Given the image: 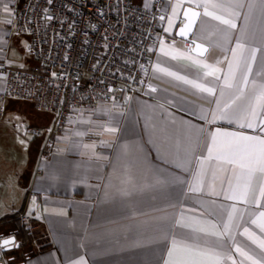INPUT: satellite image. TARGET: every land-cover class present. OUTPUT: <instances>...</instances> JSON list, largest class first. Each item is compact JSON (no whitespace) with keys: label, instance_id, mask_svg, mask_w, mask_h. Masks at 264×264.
Wrapping results in <instances>:
<instances>
[{"label":"crops","instance_id":"1","mask_svg":"<svg viewBox=\"0 0 264 264\" xmlns=\"http://www.w3.org/2000/svg\"><path fill=\"white\" fill-rule=\"evenodd\" d=\"M215 2L220 6L208 7L212 16H204V8L187 0H164L169 14L165 33L172 41H163L154 58L152 88L157 91L135 96L125 109L101 106L77 117L50 158L40 157L41 140L30 164L35 138L21 127L23 134H17L16 123L21 126L26 121L15 114L7 120L3 109L10 100L0 103V219L25 204L22 219L35 238L27 250L17 251L19 262L76 264L83 258L85 264H177L192 256L185 245L192 246L193 241L181 234L203 229L197 235L205 237L229 223L235 241L247 244L245 252L264 264V259L253 255L261 251L258 244L249 239L252 235L264 239L259 227L264 224L259 216L264 211L261 146L238 139L240 134L261 137L264 133L256 127V118L251 119L252 128L241 127L246 123L243 118L214 119L225 105L237 111L245 97H251L253 81L264 83L258 74L264 66V11L250 10L249 0H242L244 7L229 6L235 0ZM186 6L201 10L193 37L208 46L203 56L176 36ZM213 16L231 20L236 28L229 29ZM0 17H4L1 8ZM27 45L26 36L0 20V68L35 67ZM161 48L169 55L164 56ZM245 61L252 71L247 73L249 83L242 85ZM197 62L211 67H197ZM158 63L188 79L199 74L198 82L214 86L215 95L157 73ZM230 63L235 72V78L229 79L231 88L225 83ZM213 69L219 80L204 75ZM5 87L0 79V90ZM241 87L243 96L237 100ZM253 219L257 223H251ZM245 227L249 233L242 235ZM216 254L224 255L221 249ZM230 254L235 264H252L234 246ZM195 259L214 264L216 257ZM233 260L221 258L220 264Z\"/></svg>","mask_w":264,"mask_h":264},{"label":"built area","instance_id":"2","mask_svg":"<svg viewBox=\"0 0 264 264\" xmlns=\"http://www.w3.org/2000/svg\"><path fill=\"white\" fill-rule=\"evenodd\" d=\"M163 6L164 0H0L4 25L28 38L36 62L0 68L6 83L0 103L28 101L52 115L44 128L21 124L25 134L42 138L41 158L55 153L82 114L101 106L125 109L135 96L150 95L157 50L172 41Z\"/></svg>","mask_w":264,"mask_h":264},{"label":"snow or ice","instance_id":"3","mask_svg":"<svg viewBox=\"0 0 264 264\" xmlns=\"http://www.w3.org/2000/svg\"><path fill=\"white\" fill-rule=\"evenodd\" d=\"M187 3L190 5H195V7L204 8L205 11L203 13L204 16H212V13L207 11L208 7H219L220 5L215 2V0H187ZM229 6H235V7H244L245 4L242 2V0H235L234 4H230ZM247 7L250 10H253L257 7H259L262 11H264V0H259V4L255 3L254 0H249ZM5 11H7V6L5 5ZM201 16L200 12H197L194 10L193 7H188L184 10V17L187 20V23L179 29V35L181 37H186L189 32L192 31V26L196 24V17ZM165 17L161 16L160 20H164ZM213 19L220 20L221 23L228 25L229 29H235L236 25L229 19H222L220 16H213ZM171 23V21H169ZM8 23H11V21H8ZM165 31H168L165 29ZM163 43V41H161ZM191 44H195V48L191 49L190 51H196L202 48V45L196 44L195 40H192L190 42ZM237 47H240L239 43L237 44ZM161 51L163 52L164 56H168V52H164L163 48H161ZM201 56L203 55V52L199 53ZM233 54L235 55V50H233ZM173 60L178 59L176 56L172 57ZM251 59H255V56L251 57ZM197 67H203L205 69L210 68V65L207 64H200L197 62L195 64ZM236 67L238 68L239 65L237 64ZM155 71L157 73H163L166 76L172 77L175 80L182 81L184 84L191 85L193 88L198 89L202 93H208L209 95H215L216 89L214 86H207L205 84L199 83V74H197V79H188L186 75H180L178 71H172L169 68L161 67L158 63L155 66ZM252 68L248 61H245V68H244V76L242 78V85H247L249 83L247 79V73L251 72ZM261 76V79L264 80V66H261L260 72L258 73ZM55 75V74H53ZM205 76H215L216 80H219V76H216V70H210L204 72ZM235 78V72L233 71L232 64H229V73L225 76V83L229 88L232 87V84L229 83V79ZM253 92L251 97H245V103L237 110V111H229L228 105H225L223 108L220 109L219 116H215L214 119H226V118H232L235 120L238 119H245L246 123L242 124L241 127H248L252 128L253 124L251 122L252 118L257 119L256 127L259 129L260 132L264 133V83H260L259 85L255 84V81H253ZM152 92H156L157 89L151 88ZM241 95L237 96L236 99L240 100L241 96H243V89L240 88ZM100 127H103L102 125ZM104 131L109 133H115V128H105ZM219 131V129L217 130ZM84 133L77 132L76 135L80 136ZM233 137H236V133L231 134ZM239 140L244 141H256L261 147H260V153L258 157V164H259V170L264 173V136L256 137V136H246L243 134H240L238 137ZM84 147H91L88 145H85ZM261 195H264V189L261 190ZM260 217H264V211L259 212ZM231 215L229 216V220H231ZM179 223V222H178ZM251 223L255 224L257 221L253 219ZM182 227H190V225H182ZM260 231L262 234H264V224L259 225ZM199 231H203V229L196 230L194 229L191 233L187 234H181L182 238L184 239H191L193 241L192 246L185 245L187 250L192 253V256L183 261V262H177V264H201L200 261L196 260V256H215L216 259L214 261V264H220L221 258L226 260H233V257L230 254V249L234 246L235 251L239 252L241 256L245 257L247 260H251L252 264H259V261L254 259L253 256H249L247 252H245V248H248V245L243 242H236L235 237L230 235V224L225 223L223 227L220 230L213 231L211 233H208L205 237H200L197 235ZM249 233V229L247 227L244 228V232L242 235H247ZM208 236L215 237L214 240L208 239ZM228 237L229 240L232 243H229L224 238ZM249 239H252L253 243H257L259 246V249L261 251L254 252L253 255L259 256L261 259H264V239L256 238L254 235L249 236ZM9 246L12 247H18V245L15 244L14 239H2L0 238V250H3L4 248H8ZM216 249H221L224 253L223 257L216 254ZM251 251V249H249ZM76 264H85V261L83 258H81L79 261L76 262ZM233 264H235V261L233 260ZM241 264H243V261H241Z\"/></svg>","mask_w":264,"mask_h":264},{"label":"trees","instance_id":"4","mask_svg":"<svg viewBox=\"0 0 264 264\" xmlns=\"http://www.w3.org/2000/svg\"><path fill=\"white\" fill-rule=\"evenodd\" d=\"M4 117L9 114H15L23 117L24 121L29 123L33 127L44 128L51 124L52 115L39 111L34 103L21 100H10L7 106L4 108ZM42 138H35L32 142V148L30 149V164L35 160V156L40 145ZM25 204L22 209L16 213L7 215L0 219V229H8L10 233L16 235L18 241L21 242L20 250L26 249L30 246L35 238L29 233V229L26 227L22 215L24 213ZM18 250L11 253L14 260H18Z\"/></svg>","mask_w":264,"mask_h":264},{"label":"water","instance_id":"5","mask_svg":"<svg viewBox=\"0 0 264 264\" xmlns=\"http://www.w3.org/2000/svg\"><path fill=\"white\" fill-rule=\"evenodd\" d=\"M188 7H193V6H186V8ZM195 11L197 12H200L201 13V10L193 7ZM184 9V10H185ZM182 18L184 19V23L178 27L177 31H176V36L182 40H186L188 42H191L192 40H195L196 44H200L202 45V48L199 49V50H196V51H193L195 54H198L200 55L199 53L200 52H203V55L204 53L208 50V46L202 42H199L197 41L193 36H194V33H195V30H196V27H197V24H198V21H199V17H196V24H194L192 26V31L188 33V35L186 37H181L178 33H179V29L181 27H183L186 23H187V20L185 19L184 17V11H183V14H182ZM194 45V48H195V44ZM193 48V49H194ZM202 55V56H203ZM201 56V55H200ZM0 238L2 239H14L15 241V244L18 245V247H12V246H9L8 248H4L3 250H0V264H24V262H16V260H14L11 256V253L14 252L15 250H19L21 248V242L17 240V237L16 235L14 234H11V233H8L6 230L4 229H0Z\"/></svg>","mask_w":264,"mask_h":264},{"label":"rangeland","instance_id":"6","mask_svg":"<svg viewBox=\"0 0 264 264\" xmlns=\"http://www.w3.org/2000/svg\"><path fill=\"white\" fill-rule=\"evenodd\" d=\"M1 17H2V16H1ZM1 17H0V20H1V22H3V19H1ZM6 30H8V29H6ZM0 51H1V50H0ZM9 115H11V114H9ZM9 115H7V116L5 117L7 120H10V119H11V116H9ZM20 127H21V126H20V125L18 124V122H17V123H16V128H17V129H16V133L19 134V135H20V134H23V133L21 132L22 130L19 131V130H20ZM32 142H33V141H32ZM26 250H27V248H26Z\"/></svg>","mask_w":264,"mask_h":264},{"label":"flooded vegetation","instance_id":"7","mask_svg":"<svg viewBox=\"0 0 264 264\" xmlns=\"http://www.w3.org/2000/svg\"><path fill=\"white\" fill-rule=\"evenodd\" d=\"M20 259L16 260V262H19Z\"/></svg>","mask_w":264,"mask_h":264}]
</instances>
